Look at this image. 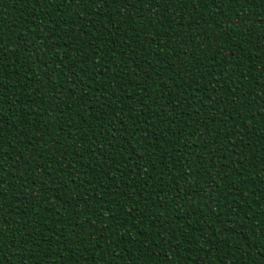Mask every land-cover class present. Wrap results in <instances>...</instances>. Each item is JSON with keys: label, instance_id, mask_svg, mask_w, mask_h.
Wrapping results in <instances>:
<instances>
[{"label": "trees", "instance_id": "obj_1", "mask_svg": "<svg viewBox=\"0 0 264 264\" xmlns=\"http://www.w3.org/2000/svg\"><path fill=\"white\" fill-rule=\"evenodd\" d=\"M0 264H264V0H0Z\"/></svg>", "mask_w": 264, "mask_h": 264}]
</instances>
